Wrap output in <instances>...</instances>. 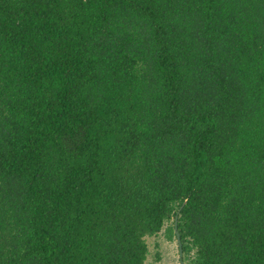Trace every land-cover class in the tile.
I'll use <instances>...</instances> for the list:
<instances>
[{"label": "trees", "instance_id": "trees-1", "mask_svg": "<svg viewBox=\"0 0 264 264\" xmlns=\"http://www.w3.org/2000/svg\"><path fill=\"white\" fill-rule=\"evenodd\" d=\"M175 218L264 264V0H0V264H147Z\"/></svg>", "mask_w": 264, "mask_h": 264}, {"label": "rangeland", "instance_id": "rangeland-1", "mask_svg": "<svg viewBox=\"0 0 264 264\" xmlns=\"http://www.w3.org/2000/svg\"><path fill=\"white\" fill-rule=\"evenodd\" d=\"M149 253L147 264H179L176 242L168 241L164 231L146 238Z\"/></svg>", "mask_w": 264, "mask_h": 264}, {"label": "water", "instance_id": "water-1", "mask_svg": "<svg viewBox=\"0 0 264 264\" xmlns=\"http://www.w3.org/2000/svg\"><path fill=\"white\" fill-rule=\"evenodd\" d=\"M174 234H175V240H176V244H177V248H178V261L179 264H185L183 259H182V245H181V241H180V236H179V232L177 230V221L175 218L174 221Z\"/></svg>", "mask_w": 264, "mask_h": 264}]
</instances>
